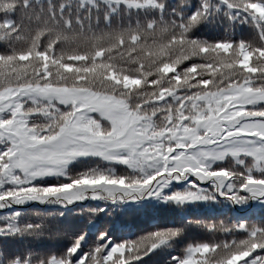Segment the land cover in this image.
<instances>
[{"label":"snow or ice","instance_id":"snow-or-ice-1","mask_svg":"<svg viewBox=\"0 0 264 264\" xmlns=\"http://www.w3.org/2000/svg\"><path fill=\"white\" fill-rule=\"evenodd\" d=\"M0 264H264V0H0Z\"/></svg>","mask_w":264,"mask_h":264},{"label":"trees","instance_id":"trees-1","mask_svg":"<svg viewBox=\"0 0 264 264\" xmlns=\"http://www.w3.org/2000/svg\"><path fill=\"white\" fill-rule=\"evenodd\" d=\"M191 235H192V239L193 240L205 239L206 238L203 234L198 233V232H193Z\"/></svg>","mask_w":264,"mask_h":264}]
</instances>
